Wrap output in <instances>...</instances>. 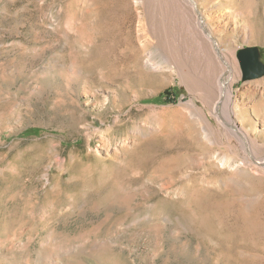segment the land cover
<instances>
[{"label":"rangeland","instance_id":"374dc122","mask_svg":"<svg viewBox=\"0 0 264 264\" xmlns=\"http://www.w3.org/2000/svg\"><path fill=\"white\" fill-rule=\"evenodd\" d=\"M143 1L0 0V264H264V76L238 57L264 62V0L194 1L227 106L175 3Z\"/></svg>","mask_w":264,"mask_h":264},{"label":"bare ground","instance_id":"6f19581e","mask_svg":"<svg viewBox=\"0 0 264 264\" xmlns=\"http://www.w3.org/2000/svg\"><path fill=\"white\" fill-rule=\"evenodd\" d=\"M145 1L146 0H144L143 3H145ZM171 1L175 3L176 6L175 10H178V15L177 14L175 16L172 15V17L181 16L182 21L184 23L183 25L187 30L186 35L189 38L186 39L189 40L188 42L191 41L193 43L191 47L194 48L196 50V53L203 58V60L205 61L204 64L208 67V68L206 67L204 68L208 69L209 71L210 86L212 85L214 88V85H217L218 87V100L224 102L225 106L233 104L234 102L233 85L240 74L238 66L235 65L231 61L229 56H227L225 52L221 50L218 41L216 40L212 32L208 30L207 28L208 21L203 17V15L197 17L196 6L194 3V1L197 3L196 0H171ZM146 12L150 16L151 7L148 4H146ZM149 21L151 22V24L153 23L151 21V18L149 19ZM151 24L149 23V25ZM194 34L199 38L198 40H196V38L193 36ZM163 48H164L163 49L164 53L166 54L165 57L167 58L166 62L169 63L171 61H175V58L173 57L174 49H172L170 45L166 46V44L164 45ZM146 62L149 66H152L153 68H162V66L159 67L158 61H156L152 56L148 57ZM183 66H185L184 62L179 61L178 63H176L175 67L181 70L184 69ZM189 78L192 81H196L194 77H192L191 75ZM219 107L216 114L217 117L220 119V123L223 126V129H225V131L236 141L238 146L239 144L241 146V139L242 140L244 139L247 144L248 152L252 154V151L250 150L249 147V141L247 138H245L246 136L243 137L241 135V129H239L234 124L235 121L232 123L231 118L226 119L224 116L222 117V113Z\"/></svg>","mask_w":264,"mask_h":264},{"label":"water","instance_id":"95a60500","mask_svg":"<svg viewBox=\"0 0 264 264\" xmlns=\"http://www.w3.org/2000/svg\"><path fill=\"white\" fill-rule=\"evenodd\" d=\"M244 79H254L264 76V62L257 46H248L238 52Z\"/></svg>","mask_w":264,"mask_h":264},{"label":"trees","instance_id":"16d2710c","mask_svg":"<svg viewBox=\"0 0 264 264\" xmlns=\"http://www.w3.org/2000/svg\"><path fill=\"white\" fill-rule=\"evenodd\" d=\"M177 96V93L174 92L173 90H171L170 92H168L167 94H164L163 96L158 97V99H161L162 97H164L166 100L165 101H170L173 102L175 101V97ZM40 132V129L38 128H30L27 129L26 131L23 132V135H37Z\"/></svg>","mask_w":264,"mask_h":264}]
</instances>
